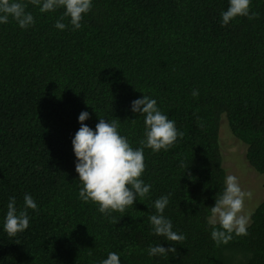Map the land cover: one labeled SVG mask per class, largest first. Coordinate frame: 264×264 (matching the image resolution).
I'll return each mask as SVG.
<instances>
[{
  "label": "trees",
  "instance_id": "16d2710c",
  "mask_svg": "<svg viewBox=\"0 0 264 264\" xmlns=\"http://www.w3.org/2000/svg\"><path fill=\"white\" fill-rule=\"evenodd\" d=\"M228 7L229 0H92L78 30L55 27L62 9L32 5L31 27L0 23V264H101L111 252L121 264H264V200L249 215L248 234L226 245H215L207 222L227 177L223 119L264 176V0H251L257 19L223 25ZM144 95L183 137L167 151L144 149L150 194L113 212L116 223L79 198L72 141L87 111L90 128L100 117L116 120L139 148L144 117L132 102ZM26 194L38 210L28 209L29 227L8 237L9 198L19 210ZM165 195L164 216L186 239L176 253L153 257L149 247L173 246L148 220V205Z\"/></svg>",
  "mask_w": 264,
  "mask_h": 264
},
{
  "label": "clouds",
  "instance_id": "9594fccd",
  "mask_svg": "<svg viewBox=\"0 0 264 264\" xmlns=\"http://www.w3.org/2000/svg\"><path fill=\"white\" fill-rule=\"evenodd\" d=\"M250 3L251 0H229V7L221 12L222 24L228 25L237 17L257 19L259 13L250 12ZM29 5L38 7L41 13L62 9L55 27L64 30L70 24L72 30H78L82 27L84 16L92 9V0H0V23L7 24L11 18L21 29L31 27L35 20L33 14L27 11ZM64 20L68 24L61 22ZM192 95L198 96V90H194ZM132 111L144 117V138L139 141V148L134 149L128 139L120 135L116 120L108 122L100 117L95 130L90 128L84 123L90 118L87 111L79 115L81 127L72 141L77 158L76 172L82 185L79 198L85 203L98 205V211L116 223L119 220L112 216L113 212L123 214L138 198L144 200L150 194L151 185L141 179L146 167L144 149H151L153 153L167 151L178 136L183 137V133L177 131L175 122L157 107L155 99L144 95L134 100ZM251 195L250 191L242 190L236 176L227 175L223 192L216 194L215 204L210 207L207 220L212 229L211 238L217 247L228 244L233 234H248L250 218L243 214V209L245 198ZM168 204L169 197L165 195L156 199L153 205H148L155 209L148 220L152 234L164 237L173 246H151L147 249L149 256L167 257L169 253H176L174 245L186 239L184 235L173 231L171 220L164 216ZM28 209L38 210L32 196H24L23 207L19 210L15 197L9 198L4 221V231L8 237H15L29 227ZM101 264H121V259L116 252H111Z\"/></svg>",
  "mask_w": 264,
  "mask_h": 264
},
{
  "label": "rangeland",
  "instance_id": "374dc122",
  "mask_svg": "<svg viewBox=\"0 0 264 264\" xmlns=\"http://www.w3.org/2000/svg\"><path fill=\"white\" fill-rule=\"evenodd\" d=\"M220 143L227 175L236 176L242 190L252 193L244 201L243 214L249 217L252 210L264 200V176H259L248 164L246 146L233 136L225 119L221 123Z\"/></svg>",
  "mask_w": 264,
  "mask_h": 264
}]
</instances>
